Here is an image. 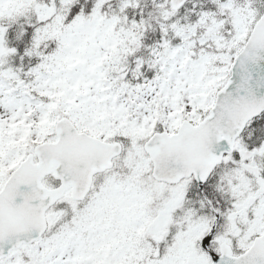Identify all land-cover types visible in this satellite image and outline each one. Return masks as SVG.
Listing matches in <instances>:
<instances>
[{
	"label": "snow or ice",
	"instance_id": "obj_1",
	"mask_svg": "<svg viewBox=\"0 0 264 264\" xmlns=\"http://www.w3.org/2000/svg\"><path fill=\"white\" fill-rule=\"evenodd\" d=\"M0 264H264V0H0Z\"/></svg>",
	"mask_w": 264,
	"mask_h": 264
}]
</instances>
